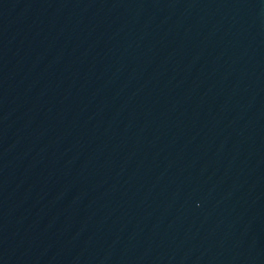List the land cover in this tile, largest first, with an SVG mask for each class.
Listing matches in <instances>:
<instances>
[{
	"label": "water",
	"instance_id": "obj_1",
	"mask_svg": "<svg viewBox=\"0 0 264 264\" xmlns=\"http://www.w3.org/2000/svg\"><path fill=\"white\" fill-rule=\"evenodd\" d=\"M0 264H264V0H0Z\"/></svg>",
	"mask_w": 264,
	"mask_h": 264
}]
</instances>
